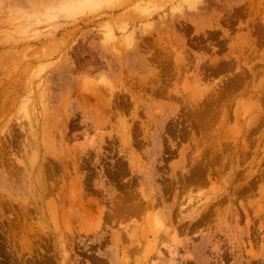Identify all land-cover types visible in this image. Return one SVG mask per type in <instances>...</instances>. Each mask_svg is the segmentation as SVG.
I'll return each mask as SVG.
<instances>
[{"label":"rangeland","instance_id":"374dc122","mask_svg":"<svg viewBox=\"0 0 264 264\" xmlns=\"http://www.w3.org/2000/svg\"><path fill=\"white\" fill-rule=\"evenodd\" d=\"M134 261L264 264V0H0V264Z\"/></svg>","mask_w":264,"mask_h":264},{"label":"bare ground","instance_id":"6f19581e","mask_svg":"<svg viewBox=\"0 0 264 264\" xmlns=\"http://www.w3.org/2000/svg\"><path fill=\"white\" fill-rule=\"evenodd\" d=\"M199 160H200V158H199ZM52 194H53V193H52ZM51 196H52V195H51ZM149 206H150V205H149ZM150 207H151V206H150ZM210 209H211V208H210ZM149 214H150V213H149ZM153 218H154V217H153ZM153 220H154V224H155L156 227H153V226H152V224H153V223H152V215H151V219H150V222H151L150 225L153 227V229H155V228H159V227H157V224H158V223H157V221H156V218H154ZM147 225H148V224H147ZM135 226H136V225H135ZM151 226H150V229H148V230H151V229H152ZM140 227H141V226H140ZM141 229H143V227H142ZM153 229H152V230H153ZM169 229H170V228H169ZM131 230H132V228H131ZM146 230H147V229H146ZM158 230H159V229H158ZM160 230H162V228H160ZM128 231H129V230H128ZM135 231H136V230H135ZM131 232H132V231H131ZM155 232H156V231H155ZM155 232L153 231L152 234L150 233V231L148 232V233H150L149 235H151V237H152L151 240H153V241H155V239H156V237H157L156 234H155ZM160 232H161V231H160ZM164 232H165V231H164ZM129 233H130V232H129ZM132 233H133V232H132ZM132 233H131V234H132ZM148 233H147V234H148ZM162 234H163V233H162ZM132 235H133V234H132ZM157 235H158V234H157ZM159 235H160V234H159ZM130 236H131V235H130ZM160 236H161V235H160ZM132 237H133V236H132ZM139 237H140V236H139ZM126 238H127V237H126ZM141 238H142V236H141ZM144 238H145V237H144ZM144 238H143V239H144ZM148 238H150V237H148V235H147L146 238H145L146 241L142 239V240L144 241V250H146V249L150 246V245H149V244H150V240H149ZM161 238H162V237H161ZM169 238H170V237H169ZM131 240H132V239H131ZM133 242H135V241H133ZM152 243H153V242H152ZM171 243H172V242H171ZM137 244H139V243L137 242ZM153 244H155V243H153ZM134 245H135V244H134ZM141 245H143V244H141ZM145 245H146V246H145ZM147 245H149V246H147ZM153 246H154V245H153ZM145 247H146V248H145ZM151 247H152V245H151ZM149 248H150V247H149ZM149 248H148V249H149ZM152 248H153V247H152ZM152 248H151V249H152ZM137 249H138V248H137ZM170 249H171V247H170ZM173 249H174V248H173ZM142 250H143V249H142ZM157 251H158V250H157ZM171 251H172V250H171ZM171 251H169V252H171ZM143 253H144V252H143ZM145 253H146V252H145ZM172 253H173V252H172ZM141 256H142V255H141ZM143 256H145V258H146V255H143ZM145 260H146V259H145ZM143 262H144V261H143ZM133 263H135V261H134ZM140 263H141V262H140ZM172 263H173V262H172ZM135 264H137V263H135Z\"/></svg>","mask_w":264,"mask_h":264}]
</instances>
